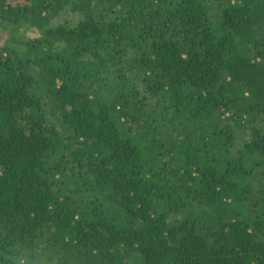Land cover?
<instances>
[{
	"label": "trees",
	"instance_id": "16d2710c",
	"mask_svg": "<svg viewBox=\"0 0 264 264\" xmlns=\"http://www.w3.org/2000/svg\"><path fill=\"white\" fill-rule=\"evenodd\" d=\"M0 264H264V0H0Z\"/></svg>",
	"mask_w": 264,
	"mask_h": 264
},
{
	"label": "rangeland",
	"instance_id": "374dc122",
	"mask_svg": "<svg viewBox=\"0 0 264 264\" xmlns=\"http://www.w3.org/2000/svg\"><path fill=\"white\" fill-rule=\"evenodd\" d=\"M68 18L70 17V16H67Z\"/></svg>",
	"mask_w": 264,
	"mask_h": 264
}]
</instances>
